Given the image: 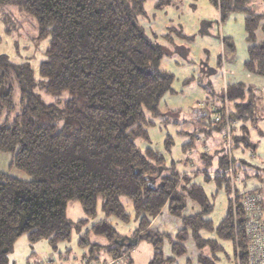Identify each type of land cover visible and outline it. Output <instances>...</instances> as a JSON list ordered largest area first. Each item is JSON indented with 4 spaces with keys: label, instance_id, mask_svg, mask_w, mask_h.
<instances>
[{
    "label": "trees",
    "instance_id": "1",
    "mask_svg": "<svg viewBox=\"0 0 264 264\" xmlns=\"http://www.w3.org/2000/svg\"><path fill=\"white\" fill-rule=\"evenodd\" d=\"M146 1L0 0L2 32L16 35L14 53H18V30L27 21L35 49L46 43L37 72L28 62L16 63L0 54V153L10 156L9 171L23 174L0 171V264H14L10 253L21 236L30 244L46 241L56 252L73 230L79 233L96 216L98 199L104 219L89 226L78 242L80 247L88 246L82 255L84 264L121 259L132 247L118 241L120 235L110 222L129 223L123 199L131 203L137 221L131 238L152 247L149 264H177L187 254L188 240L196 251L193 264H217L222 254L229 259L222 242L230 244L233 264H250L252 240L247 225L256 216L264 255V200L260 189H239L248 177L241 178L240 172L248 165L233 154H253L256 145L250 141L249 126L259 130L263 120L264 15L250 9L254 0H208L221 21L234 12L245 15L244 69L262 79L258 91L240 82L227 85L220 99L225 94L228 106L221 102L212 111L215 117L206 135L223 136L228 124L230 150L221 142L217 152L204 155L201 168L193 173L202 176L203 184L222 190L227 199L226 213L214 225L209 218L214 193L208 196L203 184L194 182L195 176L180 172L176 167L180 161L167 165L163 154L136 144L140 140L151 145L148 128L166 116L159 109L160 100L174 93L173 76L160 69L164 48L156 35L145 33ZM161 1L155 0V9L168 5ZM257 31L261 33L258 43ZM181 34L176 37L183 38ZM42 94L52 101H45ZM185 135L196 138L188 131L176 132ZM193 139L181 150L194 145ZM164 140L170 153L174 138L165 135ZM215 154L216 169L210 172ZM229 159L239 178L235 182L227 172ZM245 195L259 198L253 215L242 203ZM69 202H77L87 218L70 222ZM163 210L181 221L175 241L150 229ZM90 235L103 242H90ZM165 239L170 246L168 258L163 253ZM184 264L192 263L187 258Z\"/></svg>",
    "mask_w": 264,
    "mask_h": 264
},
{
    "label": "rangeland",
    "instance_id": "2",
    "mask_svg": "<svg viewBox=\"0 0 264 264\" xmlns=\"http://www.w3.org/2000/svg\"><path fill=\"white\" fill-rule=\"evenodd\" d=\"M154 2L155 0H147L145 3L147 18L144 19V29L146 35L150 37L153 34L156 35L157 43L164 48L165 55L162 58L160 69L173 76L171 89L174 93L165 94L160 100L159 109L166 116L154 120V127L148 128L151 145L140 140L136 141V144L140 149L149 147L163 154L167 165H170L171 160L180 161L176 164L177 169L180 172L193 175V171L201 168L200 163L204 160V155L212 154L205 148L207 145L222 142L226 145L227 150H230L228 124L223 136L217 133H212L211 136L206 135L207 129L211 127L215 117L212 112L214 107L220 106L221 102L223 107L228 106L225 94L220 99L226 86L240 82L258 91L262 87V79L249 74L244 69L248 44L244 30L245 15L242 12L231 13L224 21H221L218 11L208 0H163L161 2L168 5L159 10L154 8ZM250 9L264 15V4L258 0L251 3ZM22 27L23 30H18L20 36L17 38L18 53L16 54L13 48L16 35L11 37L4 35L0 25V54L7 55L16 63L28 62L32 70L37 72L39 63L43 59L42 53L46 43H41L35 49L32 45L33 31L29 27V22L23 23ZM170 28H174L175 31L173 33L168 31ZM180 32L184 36L183 38L176 37ZM162 35L170 37L163 39ZM260 39L261 33L257 31L256 43ZM18 92V88L15 87V113L18 111ZM42 97L47 102L52 101L50 96L42 94ZM212 101L216 106L211 104ZM259 113H261L260 110ZM200 114H203L204 117H201ZM262 116L263 120L258 124L260 131L249 126L250 141L256 145L253 154L241 155L239 151H234L233 154L235 158L243 159L248 165L240 172L241 178L245 175L248 177H245L244 184L238 186L239 189H260L259 197L264 200V114ZM166 118H169L167 124L161 123ZM179 130L188 131L196 138H191L192 135L176 136V132ZM165 135L174 138L175 145L171 148L170 153L165 151ZM192 139L194 145L185 146V150H181V147ZM7 159H10L8 154L0 153L1 170H3L2 168L6 169V166L3 165ZM185 160H194L195 166L192 167ZM215 169L214 159L209 171L214 172ZM209 175L212 176L213 173H209ZM18 176H23V174L19 173ZM194 182L203 184L202 176L197 175ZM203 186L208 196L214 193V211L209 218L216 225L226 213L227 199L222 190L214 189L213 184H203ZM122 203L126 213L130 216L129 223L123 224L115 219H111L110 222L120 235L118 241H121L122 245L128 244L132 247L126 249V255L121 259L112 261L108 259L101 264H149L153 255L152 247L145 241L138 242L131 238L137 228V221L134 218L131 203L126 199H123ZM66 214L72 223L87 218L77 202L68 203ZM167 216L181 224L179 219L170 216L168 212ZM102 219H104V215L101 211V199H98L96 216L90 218L88 225L82 228L79 233L73 230L70 240L59 245L56 252L51 250L46 241L30 244L24 236H21L13 245L10 260L14 264H84L82 255L87 253L88 246L80 247L78 242L89 226ZM171 239L175 241V237ZM89 240L90 242H103L93 235H90ZM164 242H168L167 239ZM191 244V240L184 244L187 251ZM221 245L224 253L230 259L232 255L230 244L222 242ZM219 259L217 264H233L223 254L219 255ZM129 261L131 263H127Z\"/></svg>",
    "mask_w": 264,
    "mask_h": 264
},
{
    "label": "crops",
    "instance_id": "3",
    "mask_svg": "<svg viewBox=\"0 0 264 264\" xmlns=\"http://www.w3.org/2000/svg\"><path fill=\"white\" fill-rule=\"evenodd\" d=\"M218 146H219V144L216 143L214 145H212V144L211 145H207V147H205V148H207V151H209V153H212L213 154L214 152H217L216 150H218ZM214 156H215L214 158H215V162H216V159H217L218 154H215ZM185 162L190 163V165L192 167L195 166V164H193V162L195 163L194 160H185ZM9 164H10V159H7L4 162V165H3V166H6V169L2 168L5 171L1 170V167H0V171H2V172H8L9 171ZM9 173H11L14 176L19 177L18 174L16 172H14L13 170L9 171ZM186 174H188V173H186ZM189 175H191V174H189ZM193 175L196 177L199 174L193 173ZM214 189H215V187H214ZM190 210H193V206H190ZM180 225L181 224L177 220L175 222L174 220H172V218L169 219V216H167V211L166 210H163L161 212V214L158 215L151 222L150 229L152 231L158 232L159 234H164V235H167L170 238H174L175 235H176V233L179 231V229L181 227ZM163 253H164V257H166V258L171 257L170 246H169V243L168 242H164V245H163ZM195 257H196V251L194 249V246L191 244V246L189 248V251H187V254L183 258L177 259V264H184L185 263V260L187 258L193 264ZM130 261H129V263H131Z\"/></svg>",
    "mask_w": 264,
    "mask_h": 264
},
{
    "label": "built area",
    "instance_id": "4",
    "mask_svg": "<svg viewBox=\"0 0 264 264\" xmlns=\"http://www.w3.org/2000/svg\"><path fill=\"white\" fill-rule=\"evenodd\" d=\"M230 156V154H229ZM227 172L230 175V179L232 182L237 181L239 178L238 176H234L233 170H232V164L231 160L229 159V166ZM233 191V188H232ZM232 199L233 193H232ZM259 198L252 197L249 195H245L242 198V203L248 212V215H253V213L256 211V205L255 203L258 202ZM258 216L252 217L251 219L248 220V234H249V239L252 240L250 242V247H249V252L251 253V262L250 264H264V255L262 256V251H261V242L263 240V237L261 236V224L257 219Z\"/></svg>",
    "mask_w": 264,
    "mask_h": 264
}]
</instances>
